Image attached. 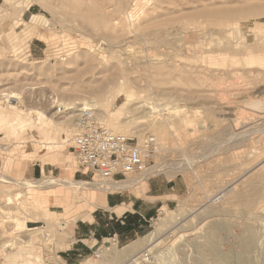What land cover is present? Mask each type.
<instances>
[{"label":"rangeland","instance_id":"obj_1","mask_svg":"<svg viewBox=\"0 0 264 264\" xmlns=\"http://www.w3.org/2000/svg\"><path fill=\"white\" fill-rule=\"evenodd\" d=\"M263 90L264 0H0V247L41 264L147 249L153 264H225L217 254L254 236L264 264ZM84 105L115 133L157 138L147 176L107 193L79 165ZM106 194L125 209H94Z\"/></svg>","mask_w":264,"mask_h":264},{"label":"built area","instance_id":"obj_2","mask_svg":"<svg viewBox=\"0 0 264 264\" xmlns=\"http://www.w3.org/2000/svg\"><path fill=\"white\" fill-rule=\"evenodd\" d=\"M59 111L69 110L59 107ZM76 129L73 148L79 165L103 182H120L132 174H148L159 151L156 137L138 139L115 133L97 122L94 109L78 110ZM152 258V254L141 253L135 261L153 264Z\"/></svg>","mask_w":264,"mask_h":264},{"label":"bare ground","instance_id":"obj_3","mask_svg":"<svg viewBox=\"0 0 264 264\" xmlns=\"http://www.w3.org/2000/svg\"><path fill=\"white\" fill-rule=\"evenodd\" d=\"M250 14H253V13H250ZM34 17H37V16H34ZM121 84H123V82ZM262 96H263L262 98H259L254 103H255V105H258V106H261L262 105V107H263V110L262 111H264V90L262 91ZM10 97L11 98H14L15 100L19 99V97H15V96H10ZM15 107H18V106H15ZM64 107H66V110H70V111H72V110L75 109L74 106H65L64 105ZM83 108H85V109H94V107L84 105V106L77 107L76 112H78V110L83 109ZM153 109H154V107H153ZM76 121H77V113H76ZM76 123L74 124V129H76ZM3 129H4V127L0 128V131H2ZM76 132H77V129H76ZM241 134H238V135H241ZM244 134H242V135H244ZM73 141H74V137H73ZM73 145H74V142H73ZM157 167H159V166L157 165ZM180 168H182V166ZM146 176H147V174H146ZM54 182L55 183H59L58 181L46 179V181H43L42 183L40 182L39 184L40 185H48L49 183H54ZM62 182L63 181H61L60 183H62ZM110 182H115V181H110ZM68 183H69V181H68ZM72 184H75V185H87L89 183H86V184L85 183H82L81 184L80 182H73ZM124 184H126L124 181L121 182V183H107L105 185L103 184L104 185L103 187H104V191H106V190H111V189L119 188V187L123 186ZM160 223L162 224V220H160ZM253 237L254 236H247V238L242 237V238H244L242 240L240 238L239 245L235 248V250L233 249L234 250L233 253H231L232 251L231 252L229 251L230 254H226L225 253V255H223V254H217V255L215 254V255L216 256L219 255V257L221 258L222 261L225 262V264H258L257 263L258 261L256 260L257 261L256 262L253 259V258H255V255L252 254L254 257H252L250 255V253L253 252V250L256 249L257 246H259L257 244V242L254 240ZM261 241H263V240H261ZM27 244H29V242ZM263 245H264V243H263ZM213 248H211V249L214 250V252H216L215 249H213ZM0 249H2V250H0L1 251V253H0V264H41L43 262V260H42V258H41V256L39 254L35 253L33 250H31L30 248L26 247L25 245H20L19 243H16L13 240H9V241H6L5 243H3L1 245V247H0ZM151 252H152L151 249H147V250L143 251L142 253L152 254ZM135 258H136V256L135 257H132V258H130L128 260H126V264H130V263L136 264L137 261H135ZM256 258H258V257H256ZM138 264H141V262L138 263Z\"/></svg>","mask_w":264,"mask_h":264},{"label":"crops","instance_id":"obj_4","mask_svg":"<svg viewBox=\"0 0 264 264\" xmlns=\"http://www.w3.org/2000/svg\"><path fill=\"white\" fill-rule=\"evenodd\" d=\"M5 2H6V0H5ZM4 5H5V3H4ZM70 162V160H67L66 162ZM61 162V161H60ZM68 166H71L70 164L69 165H67V167ZM69 169V168H68ZM73 170V169H72ZM74 170L73 171H68L67 173H66V175H68V174H70V173H72L73 174V176H74ZM38 173V167L37 168H35L34 167V169L33 170H31L30 171V174H32V175H36ZM66 175H64V176H62V177H65ZM60 178V177H59ZM49 179H52V178H49ZM132 181H135V180H125L124 182L126 183V184H124L123 186H121V187H119V188H115V189H111V190H106L107 191V193H109V192H116V190H118V189H120V188H124V187H129V186H131V183H132ZM121 182H123V181H120V182H111V183H121ZM81 183H88V181H83L82 180V182ZM177 185H178V183L176 182L175 183V185H174V187H172L173 189H175V187H177ZM102 188H103V190H104V187L102 186ZM136 202V201H135ZM135 202H134V204H135ZM107 204H108V207L109 208H112L111 207V204L112 205H114L115 207H113V210H115V211H117V212H122L124 209H125V207H123L122 205H118L119 204V199H117L116 197H114V194H110V196H108L107 194L105 195V198L103 199V203H101V204H99V205H97V203H95L94 204V206H95V208L94 209H96L98 206H101V205H103V206H107ZM117 205V206H116ZM111 218H113V215H111L110 216ZM93 219L95 220V221H97V216L95 215V216H93ZM117 220V219H116ZM121 223H125L124 221L122 222L121 221ZM62 224L64 225L65 224V222H62ZM83 227V230L81 229V226H78L77 228H78V231H79V237H77L76 239H75V242L74 243H78V242H82V241H84V240H86L84 237H83V234H82V232H87V231H91V232H93L94 233V231H93V226L92 225H86V226H82ZM148 236V235H147ZM146 236V237H147ZM146 237H144V238H142V239H140V241L141 240H144ZM72 249V248H71ZM73 255L74 254H76V253H73V252H71ZM56 258L58 259V260H60V261H63L64 262V260L59 256V255H56Z\"/></svg>","mask_w":264,"mask_h":264}]
</instances>
